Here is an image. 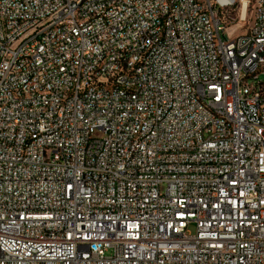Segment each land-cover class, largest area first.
I'll return each instance as SVG.
<instances>
[{"label":"built area","instance_id":"built-area-1","mask_svg":"<svg viewBox=\"0 0 264 264\" xmlns=\"http://www.w3.org/2000/svg\"><path fill=\"white\" fill-rule=\"evenodd\" d=\"M263 57L264 0H0V264H264Z\"/></svg>","mask_w":264,"mask_h":264},{"label":"bare ground","instance_id":"bare-ground-1","mask_svg":"<svg viewBox=\"0 0 264 264\" xmlns=\"http://www.w3.org/2000/svg\"><path fill=\"white\" fill-rule=\"evenodd\" d=\"M241 1L244 7L247 8L248 0H241ZM244 14H246L245 9H244ZM214 39H221V30H214ZM263 72H264V57L257 59L253 67H250L249 69L246 70V77L255 78L256 75H259ZM237 73H238V64H231L230 74H237ZM225 125L233 126V118L225 117Z\"/></svg>","mask_w":264,"mask_h":264},{"label":"rangeland","instance_id":"rangeland-1","mask_svg":"<svg viewBox=\"0 0 264 264\" xmlns=\"http://www.w3.org/2000/svg\"><path fill=\"white\" fill-rule=\"evenodd\" d=\"M235 16L237 17L236 14H235ZM251 21H252V19H251V9H249V10H248V13H247V19H246V21H245L244 23H242V26H241V28L238 30L237 33H238V34H243V33H245L246 30H247V28H248V26L250 25ZM238 23H239V21H237L236 24H238ZM190 230H191L192 233H194V231H195L194 227H191Z\"/></svg>","mask_w":264,"mask_h":264}]
</instances>
